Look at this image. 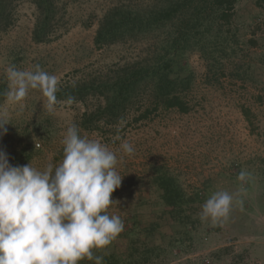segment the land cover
Here are the masks:
<instances>
[{
    "label": "rangeland",
    "instance_id": "obj_1",
    "mask_svg": "<svg viewBox=\"0 0 264 264\" xmlns=\"http://www.w3.org/2000/svg\"><path fill=\"white\" fill-rule=\"evenodd\" d=\"M63 1L68 26L50 43L32 40L35 6L29 1L18 6L16 24L0 39V79H7L6 68L11 65L34 70L38 64L59 82L76 80L150 52L152 46L146 40L102 49L95 46L100 17L118 0ZM232 27L239 40L238 52L226 61V74L217 73L219 80L208 73L201 52L187 54L196 77L189 94L192 111L162 112L154 120L130 127L119 140L112 133L80 129L85 110L80 102L58 101L49 113L38 89L29 90L23 107L6 101L2 105L1 111L8 112L10 123L20 132L15 149L20 140L39 145L27 163L38 170L62 161V140L72 124L81 136L99 140L117 153V170L123 178L112 194L116 203L108 211L121 217L124 230L107 253L125 259L129 238L139 236L140 229L153 221V214L162 210L152 179L156 168L163 166L189 194L202 193L205 201L216 191L236 193L241 185L246 193L241 197L243 208L234 202L223 227L201 222L189 232L163 221L159 232L148 237L151 245L161 246L162 264H264V0H239ZM123 141L134 146L131 156L120 149ZM13 146H0V150L8 154L13 166L27 165L11 162ZM242 170L251 174L246 182L237 179Z\"/></svg>",
    "mask_w": 264,
    "mask_h": 264
},
{
    "label": "trees",
    "instance_id": "obj_2",
    "mask_svg": "<svg viewBox=\"0 0 264 264\" xmlns=\"http://www.w3.org/2000/svg\"><path fill=\"white\" fill-rule=\"evenodd\" d=\"M36 8L32 30L35 43L57 40L68 26V11L63 0H0V39L17 21V8L24 2ZM239 0H118L99 19L94 37L97 48L146 40L150 52L108 65L95 75L59 82L58 101L69 96L85 106L80 129L121 135L130 127L154 120L162 112L177 110L189 113L196 80L188 65L187 54L199 51L205 58L208 73L226 74V61L236 55L239 40L232 27ZM252 65L248 64L250 70ZM8 88L0 79V111ZM0 135V146L17 142L20 132L11 123ZM119 129V131H117ZM113 135V136H114ZM20 140L13 151V163L27 164L36 145ZM162 210L153 214L149 226L129 238L125 259L116 253L94 250L103 256V264H162L161 246L151 245L152 237L163 221L192 231L201 223L199 213L205 199L202 193L189 194L179 179L165 167H157L153 177ZM109 212V211H108ZM111 215V213H109ZM142 235L145 237L142 238ZM163 260V259H162ZM79 264H94L82 260Z\"/></svg>",
    "mask_w": 264,
    "mask_h": 264
},
{
    "label": "clouds",
    "instance_id": "obj_3",
    "mask_svg": "<svg viewBox=\"0 0 264 264\" xmlns=\"http://www.w3.org/2000/svg\"><path fill=\"white\" fill-rule=\"evenodd\" d=\"M6 76V103L23 107L29 90L38 89L46 98L47 111H55L57 76L38 64L34 70L11 65ZM74 101L69 96L63 103ZM9 123L8 112L0 111V135L7 133ZM62 144V161L58 165L49 162L43 170L31 163L13 166L8 154L0 150V264H79L85 259L103 264V256L94 250L105 249L124 230L121 217L108 212L116 203L112 194L123 178L117 170V153L99 140L81 136L76 124L67 128ZM120 149L129 156L135 151L127 141ZM250 177L242 170L237 179L246 182ZM245 193L243 185L236 193H212L199 219L211 227H223L234 202L243 208Z\"/></svg>",
    "mask_w": 264,
    "mask_h": 264
}]
</instances>
